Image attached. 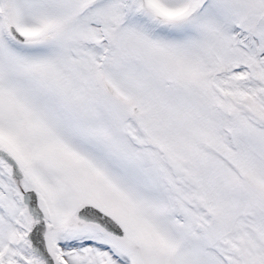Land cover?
I'll return each mask as SVG.
<instances>
[{
	"label": "snow or ice",
	"instance_id": "snow-or-ice-1",
	"mask_svg": "<svg viewBox=\"0 0 264 264\" xmlns=\"http://www.w3.org/2000/svg\"><path fill=\"white\" fill-rule=\"evenodd\" d=\"M0 264H264V0H0Z\"/></svg>",
	"mask_w": 264,
	"mask_h": 264
}]
</instances>
